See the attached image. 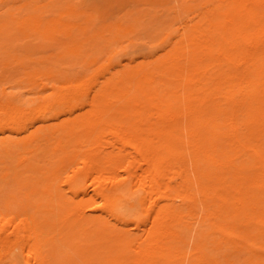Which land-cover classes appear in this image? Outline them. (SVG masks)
<instances>
[{
  "label": "bare ground",
  "instance_id": "obj_1",
  "mask_svg": "<svg viewBox=\"0 0 264 264\" xmlns=\"http://www.w3.org/2000/svg\"><path fill=\"white\" fill-rule=\"evenodd\" d=\"M0 264H264V0H0Z\"/></svg>",
  "mask_w": 264,
  "mask_h": 264
}]
</instances>
